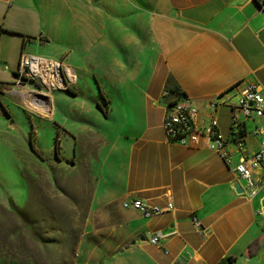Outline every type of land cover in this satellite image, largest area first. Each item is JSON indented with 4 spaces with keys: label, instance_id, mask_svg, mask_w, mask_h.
Instances as JSON below:
<instances>
[{
    "label": "crops",
    "instance_id": "0c3cea01",
    "mask_svg": "<svg viewBox=\"0 0 264 264\" xmlns=\"http://www.w3.org/2000/svg\"><path fill=\"white\" fill-rule=\"evenodd\" d=\"M24 51L57 60L74 75L68 91L46 98L48 117L30 114L38 125L35 146L38 128L49 127L91 170L73 264H174L186 252L188 264L230 256L233 264L263 263V195L238 194L233 186L244 182L234 166L206 147L168 142L162 126L165 90L186 94L205 123L211 100L234 101L252 85L264 92V11L256 1L0 0L1 118H9L8 93ZM216 116L229 136L230 107ZM242 122L252 155L264 142L255 134L264 119ZM255 178L264 184V162ZM133 199L173 209L145 218L123 208ZM157 233L159 246L145 240ZM256 238L261 248L250 258Z\"/></svg>",
    "mask_w": 264,
    "mask_h": 264
},
{
    "label": "rangeland",
    "instance_id": "374dc122",
    "mask_svg": "<svg viewBox=\"0 0 264 264\" xmlns=\"http://www.w3.org/2000/svg\"><path fill=\"white\" fill-rule=\"evenodd\" d=\"M35 91L45 92L36 84L11 88L10 117H0V250L7 256L11 247L27 245L35 257L30 264H67L88 213L93 177L87 162H76L69 142H63L56 157L49 127L38 128L39 155L32 151L29 133L32 123L38 125L30 114L44 119L50 109L31 104ZM4 259L0 264H19Z\"/></svg>",
    "mask_w": 264,
    "mask_h": 264
},
{
    "label": "built area",
    "instance_id": "2783aa9c",
    "mask_svg": "<svg viewBox=\"0 0 264 264\" xmlns=\"http://www.w3.org/2000/svg\"><path fill=\"white\" fill-rule=\"evenodd\" d=\"M254 1L264 11V0ZM69 70L57 60L24 51L15 85L18 88L31 87L29 82L34 81L38 87L45 90V95L50 96L56 91L69 90V85L74 80V75H70ZM163 97L169 98L162 123L167 141L185 147H206L219 153L228 166H234L239 180L244 182L242 186L244 193H247L250 199L261 194L264 198V184H259L255 178L256 170L263 166L264 142L258 152L246 155L245 130L242 122V118L264 119V92L258 86L252 85L243 90L234 101L232 97L222 101L211 100L208 103L211 115L207 123L201 118L199 110L190 103L186 94L165 90ZM221 106H228L232 111L229 136H225L219 129L216 113ZM255 134L264 135V127L257 128ZM233 156L237 157L236 162L233 161ZM123 208L136 210L143 217L151 218L172 210L173 205L170 204L168 208L151 207L143 200L133 199L124 202ZM257 214H264V206ZM194 222L200 228V223L196 220ZM204 233L207 234L206 231ZM162 238L161 233H157L151 235L148 242L159 246ZM190 259L191 254L186 252L176 258L174 264H188Z\"/></svg>",
    "mask_w": 264,
    "mask_h": 264
},
{
    "label": "trees",
    "instance_id": "16d2710c",
    "mask_svg": "<svg viewBox=\"0 0 264 264\" xmlns=\"http://www.w3.org/2000/svg\"><path fill=\"white\" fill-rule=\"evenodd\" d=\"M0 103L3 105V102L1 101V98H0ZM99 107L101 108L100 105H99ZM5 109H6V112L8 113V115L10 117V112L8 111L7 108H5ZM104 115L107 116V114L105 112H104ZM31 127L32 128H31V131L29 133L30 134L29 135L30 146H31L32 151L35 154L39 155V152L35 149V145H34L36 133H35V127H34L33 123L31 125ZM54 148H55L56 157L59 159L60 158L61 149H62L61 148L59 132H58V134L56 135V137L54 139ZM77 239L74 242L73 246L71 247V260L67 264H73V257L75 255V247H76ZM260 248H261L260 239L256 238L254 241H252L250 243V245L248 247V257L253 258V257L257 256ZM2 254H3V252H1V250H0V258L4 259V258H7V257H10V258H12L14 260H17L19 262V264H30L31 263L30 261L34 262V258H35L34 254L31 251V249L29 247H27V245H23V246H20L18 248L11 247L10 250L6 251L5 255H7V256H4ZM4 260H6V259H4ZM236 261H237L236 257L230 256V257L222 260L219 264H233ZM6 262L9 263L8 261H6ZM2 263L5 264L4 262H2ZM13 264H14V262H13Z\"/></svg>",
    "mask_w": 264,
    "mask_h": 264
},
{
    "label": "bare ground",
    "instance_id": "6f19581e",
    "mask_svg": "<svg viewBox=\"0 0 264 264\" xmlns=\"http://www.w3.org/2000/svg\"><path fill=\"white\" fill-rule=\"evenodd\" d=\"M71 75V74H70ZM33 94V92H31ZM47 97H49L48 95H45L44 93H39V92H34V94L31 96V104L32 105H40V106H44V108H46L49 105V101H47L48 99H46ZM39 107H37L38 111H41V109H38ZM35 109V107H34Z\"/></svg>",
    "mask_w": 264,
    "mask_h": 264
},
{
    "label": "water",
    "instance_id": "95a60500",
    "mask_svg": "<svg viewBox=\"0 0 264 264\" xmlns=\"http://www.w3.org/2000/svg\"><path fill=\"white\" fill-rule=\"evenodd\" d=\"M29 85L33 87V86L35 85V82H34V81H30V82H29ZM233 187H234L235 191H236L238 194H243V193H244V190L242 189V187H241V185H240L239 182H236V183L234 184ZM145 240L148 241L147 238H145ZM133 244H135V242H133Z\"/></svg>",
    "mask_w": 264,
    "mask_h": 264
}]
</instances>
